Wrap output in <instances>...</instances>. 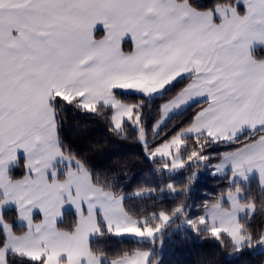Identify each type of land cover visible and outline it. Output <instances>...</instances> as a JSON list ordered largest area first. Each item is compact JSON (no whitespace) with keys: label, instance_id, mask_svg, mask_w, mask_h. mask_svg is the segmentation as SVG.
I'll return each mask as SVG.
<instances>
[{"label":"snow or ice","instance_id":"snow-or-ice-1","mask_svg":"<svg viewBox=\"0 0 264 264\" xmlns=\"http://www.w3.org/2000/svg\"><path fill=\"white\" fill-rule=\"evenodd\" d=\"M69 112L104 139L74 149ZM257 215L264 0H0V264H163L176 233L264 255Z\"/></svg>","mask_w":264,"mask_h":264},{"label":"trees","instance_id":"trees-1","mask_svg":"<svg viewBox=\"0 0 264 264\" xmlns=\"http://www.w3.org/2000/svg\"><path fill=\"white\" fill-rule=\"evenodd\" d=\"M106 127L99 121L88 120L81 115H74L69 112L67 125L64 131L67 143L74 149L86 151V146L96 140L104 139ZM106 148L111 152H119L124 156H138L139 150L136 148L134 141H115L108 142ZM95 162V161H94ZM146 167L143 162H134L127 175L132 179L128 183V190L134 188L141 180ZM192 199L199 203L206 198V194H214L218 191L217 181L206 174H201L200 180L195 186ZM253 194L257 200L261 198L258 188V182H252ZM165 204L171 206L173 201L166 200ZM253 228L264 230V216L257 215L253 219ZM114 248L119 245L113 244ZM163 264H264V255H253L245 251L242 254H231L228 249H220L214 246L210 240H197L189 234L188 238H183L182 233H176L171 240H166L165 247L162 251Z\"/></svg>","mask_w":264,"mask_h":264}]
</instances>
